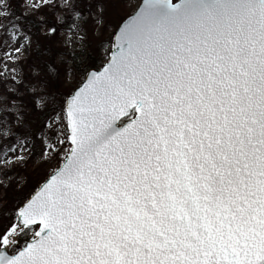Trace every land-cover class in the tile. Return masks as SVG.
I'll return each mask as SVG.
<instances>
[{
	"label": "snow or ice",
	"instance_id": "6c2138e0",
	"mask_svg": "<svg viewBox=\"0 0 264 264\" xmlns=\"http://www.w3.org/2000/svg\"><path fill=\"white\" fill-rule=\"evenodd\" d=\"M58 6L102 34L40 122L35 182L0 198V264H264V0Z\"/></svg>",
	"mask_w": 264,
	"mask_h": 264
},
{
	"label": "rangeland",
	"instance_id": "374dc122",
	"mask_svg": "<svg viewBox=\"0 0 264 264\" xmlns=\"http://www.w3.org/2000/svg\"><path fill=\"white\" fill-rule=\"evenodd\" d=\"M10 2L16 3L26 17L43 23L55 21L54 24L58 26L65 23V27H58L56 37L49 40L51 35L48 34V27L42 25L40 29L41 36H44L41 39L42 44L51 48L47 51L49 58L42 61L37 59L39 53L37 54L36 50L39 46H36L35 35L29 28L24 26L20 28L17 25L15 30L9 29L8 37L0 31V145L4 142L0 146V198L9 202L17 197L21 190L27 191L41 170L40 132L38 131V135L36 134V138L33 139L31 135L29 137L24 135L27 127L35 128L40 124L42 112L47 114L50 108L59 104V93L68 82L65 69L71 70L73 78L79 75L75 68L71 69L66 55L63 54L82 48L88 50L91 48L90 44L95 47L102 34L87 10L81 16H77L75 12L58 6L63 0H10ZM139 2L140 0H113L115 8H109L107 14L115 18L116 15L129 13ZM41 4H47V7H39L37 10ZM110 31L111 27L105 30L103 35L106 36ZM17 48L20 49L19 52L16 51ZM45 61H52L53 65L61 66L54 81H48L49 83L44 85L33 79V72L35 65H45ZM53 67L50 69L51 75L56 72L54 71L56 68ZM33 93H46L50 98L34 109ZM35 118L38 119L32 122L31 119Z\"/></svg>",
	"mask_w": 264,
	"mask_h": 264
},
{
	"label": "trees",
	"instance_id": "16d2710c",
	"mask_svg": "<svg viewBox=\"0 0 264 264\" xmlns=\"http://www.w3.org/2000/svg\"><path fill=\"white\" fill-rule=\"evenodd\" d=\"M11 5H12L13 11L16 13V19L19 20V25H23L24 27L29 28L30 31H32L33 35H35V40L37 42L36 46H39L38 49L36 50V53L37 54L39 53L37 55V59L42 61L43 59L49 58L47 51L51 50V48H47V47L43 46L41 39L44 38V36H41L40 29H41V27L43 25L45 27H48V29L51 28V27H55L56 30H57L58 27H60V28L65 27V23H63V24L58 26V25H55V24L50 23V22H48V23L39 22L36 19H32V18L24 16L21 13V11L19 10V7H18V5L16 3H11ZM54 37H56V31H55L54 35H51L49 40H51ZM96 46L94 47V45L90 44L91 48L89 47L90 49H88V50L82 48V49H79V50L68 51V52L64 53L63 55H66L67 61H68V63H70L71 69H73V68H75V62H80L81 66L83 65V63L85 61L91 62V60L88 59V52H89V50L95 52ZM51 54H52V52H51ZM103 54H104V48L100 47L99 48V55L103 56ZM61 63H63V62L61 61ZM47 64L48 65H52V66H54L55 68H58V69L61 66V64L59 66L58 65H53L52 61L51 62L50 61H45V65H47ZM45 65L40 64V67H42V69H43L45 67ZM56 77H57V74L55 72L54 75H50V76L47 77V82L48 81H51V82L54 81V79ZM64 89L65 88L63 87L62 90H64ZM56 92H57V90H56ZM42 113H43V115H42L43 117L41 118V121H43L44 117H45V113L44 112H42ZM37 119L36 118L35 119H31V121L33 122V121H35ZM39 127H40V124L37 125L35 128L34 127H30V126L27 127V131L25 132L26 134L24 133V135H26V136L28 135V137H29V135H31V137L33 139H35L36 138V134L39 133L38 132L39 131ZM2 144H4V142ZM2 144L0 146H2Z\"/></svg>",
	"mask_w": 264,
	"mask_h": 264
}]
</instances>
